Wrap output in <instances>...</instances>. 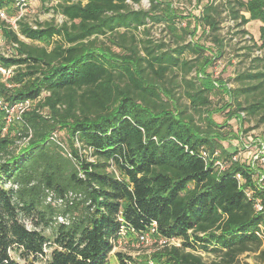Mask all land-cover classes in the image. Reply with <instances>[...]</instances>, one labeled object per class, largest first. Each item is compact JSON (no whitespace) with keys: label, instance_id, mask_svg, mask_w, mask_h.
I'll list each match as a JSON object with an SVG mask.
<instances>
[{"label":"trees","instance_id":"obj_1","mask_svg":"<svg viewBox=\"0 0 264 264\" xmlns=\"http://www.w3.org/2000/svg\"><path fill=\"white\" fill-rule=\"evenodd\" d=\"M127 1L0 0V40L12 50L0 55V68L12 70L5 81L0 74V101L9 109L30 103L10 123L0 107V264H111L122 229L166 243L149 257L117 253L120 264H208L203 253L233 264L261 250L264 211L255 206L264 207V187L222 145L228 134L208 111L217 84L201 77L213 61L194 40L200 28L222 54L226 7L238 27L262 24L254 47L263 49L264 0H196L203 8L192 16L193 31L181 27L187 18L171 1L151 0L149 10ZM33 2L53 4L46 11L66 21L31 26L20 13ZM156 25H165L176 48L140 38ZM176 71L188 86L183 109L161 84ZM237 81L240 88L225 93L250 100L231 117L243 112L264 122V70ZM215 153L225 170L215 166Z\"/></svg>","mask_w":264,"mask_h":264},{"label":"rangeland","instance_id":"obj_2","mask_svg":"<svg viewBox=\"0 0 264 264\" xmlns=\"http://www.w3.org/2000/svg\"><path fill=\"white\" fill-rule=\"evenodd\" d=\"M150 1L151 0H141L139 4L134 3L133 0L130 2L137 8L143 9ZM160 1H171L174 7L187 18L182 21V28H189L191 31L195 29L196 20L192 16L199 17L203 5H197L196 0ZM216 2L225 3L226 0H217ZM52 6L53 4L43 6L40 2H33L29 7L23 8L20 15L33 27H36L38 22H52L60 26L66 19L53 10L49 12L46 11L47 8H51ZM135 6L134 8H136ZM246 16L248 17V15ZM15 20L16 18H10L8 20L14 29H16ZM220 20L221 29L218 32V36L224 44L221 55L219 54V46L213 42L211 37L204 36L202 34V29L199 28L197 30V35L194 40L200 46H204L203 48L205 51L202 53L203 59L209 58L213 61L211 65L205 66V72L201 75L203 80L210 79L217 84L215 90L210 95L211 104L208 107V111L210 112L212 121L217 126L215 129L219 130V132L224 135L228 134L226 139L222 141V145L227 151L233 153L232 162L237 161L252 170L254 182L264 187V122H261V116L251 117L243 112H238L234 117H231L237 110L238 102L242 106H245L247 100L250 99L246 96H241L238 102H236L225 93V88L228 90L240 88L241 83L237 81V78L241 74L246 72L256 73L264 70V62H255L256 58L261 59L264 57V48H256L260 47L262 44L260 40V27L262 24L258 21H252L244 27H238L237 23L232 21L228 16L226 7H222ZM140 38L149 39L154 44L164 43L166 46L165 50L174 49L178 44L177 40L166 29L165 25L150 26V33L147 36L143 33L140 35ZM55 40L58 39L56 38ZM191 40L192 39L188 36L180 41V44L186 45ZM26 42L32 44L30 41ZM36 44L44 46L39 43ZM0 55H12L11 48L3 40H0ZM184 58L190 60L196 57L192 54H186ZM0 74H2L4 81L8 79L7 74L4 75L1 71ZM196 75L197 72L194 71L187 77V80L189 81L195 78ZM161 84H164L166 88L172 89L173 97L168 98V100L172 102L174 107L177 109L190 107V101L187 98L188 86L183 80V74L180 71H176L174 75L169 74L167 83L165 84L162 82ZM222 85L225 87H221ZM189 113H193L191 109H189ZM20 115V108L14 107L10 109L7 122L10 123L14 119L20 118ZM196 119L203 129L207 128V123L205 121H200L198 115ZM234 158L236 160H234ZM230 164L231 163H229V165ZM147 239V243H143L140 239L138 240L136 235L124 236L110 255L111 264H120L116 258L117 253H122L132 258H138V256H151L152 252L155 251L156 244H162H160L161 242H159L157 238L150 234H148ZM179 244V241H173L172 245L178 246ZM262 252H264V241L259 252L245 253L239 256L233 264H264V261H262ZM202 256L204 261L208 264L219 262L218 257L213 253H203ZM149 264L154 263L149 262Z\"/></svg>","mask_w":264,"mask_h":264},{"label":"built area","instance_id":"obj_3","mask_svg":"<svg viewBox=\"0 0 264 264\" xmlns=\"http://www.w3.org/2000/svg\"><path fill=\"white\" fill-rule=\"evenodd\" d=\"M130 1H131V0H128L127 2H128L133 8H134L135 5H134V4H131ZM150 6H151V3L148 2V5H147L146 7H144L143 10H149V9H150ZM135 7H136V6H135ZM134 9H135V10H139V8H137V7L134 8ZM140 9H141V8H140ZM0 17L3 18V19H6V15H5V13L0 12ZM15 21H16V20H15ZM0 71H1L4 75L7 74L8 78L11 76V73H12V70H11V69H10V70H5V69L1 68ZM29 106H30V103H29V102H26L25 104H19V105L15 106V107H16V108H20V109H21V113H22L24 110H26L27 108H29ZM0 107H1L2 109H4L8 114H10V109H9L8 107H6V106H3V104H2L1 101H0ZM204 157L208 160V157H209V156H208L207 153H204ZM218 157H219V153H215V154H214V158L216 159L215 166H216L220 171H223V170H225L226 165L223 164L221 161H219V159H217ZM234 160H236V159L234 158ZM238 179L241 181V176H238ZM247 195H248V197H250V193H248ZM255 207H256V210H257L258 212H263V211H264V207H263V205L260 203V201L257 202V204H256ZM152 231L154 232V230H152ZM126 233H127L126 230L122 229L121 234H122L123 236H125ZM257 234H258V236L261 238V240L264 241V226H263V225L260 226L259 232H258ZM147 237H148V234H141V235H139V239H140V241L143 242V243H147V241H148ZM173 241H174V240L168 242L169 245H172V244H173ZM164 243H166V242L161 241L160 244H164Z\"/></svg>","mask_w":264,"mask_h":264}]
</instances>
